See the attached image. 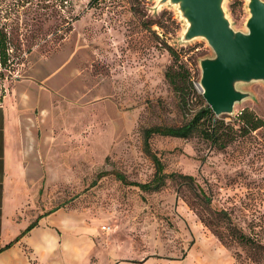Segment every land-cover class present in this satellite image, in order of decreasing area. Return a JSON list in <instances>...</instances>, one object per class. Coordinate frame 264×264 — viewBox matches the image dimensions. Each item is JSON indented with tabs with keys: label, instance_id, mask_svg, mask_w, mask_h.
<instances>
[{
	"label": "rangeland",
	"instance_id": "374dc122",
	"mask_svg": "<svg viewBox=\"0 0 264 264\" xmlns=\"http://www.w3.org/2000/svg\"><path fill=\"white\" fill-rule=\"evenodd\" d=\"M246 4L224 1L236 29H246ZM184 28L177 6L157 0H0V97L73 54L46 82L53 105L38 103L27 137L50 161L30 214L52 210L56 264H264V122L242 132L235 116L249 109L264 120L262 81L242 85L253 95L233 114L214 113L233 126L224 147L198 134L151 135L165 171L192 180L176 175L143 190L114 173L150 179L143 128L181 124L208 104L195 83L176 92L164 74L174 60L168 45L197 77L198 58L212 54L202 37L181 41Z\"/></svg>",
	"mask_w": 264,
	"mask_h": 264
},
{
	"label": "crops",
	"instance_id": "0c3cea01",
	"mask_svg": "<svg viewBox=\"0 0 264 264\" xmlns=\"http://www.w3.org/2000/svg\"><path fill=\"white\" fill-rule=\"evenodd\" d=\"M72 55L67 53L39 78L16 79L0 97V264L57 262L58 236L52 210L45 208L34 216L30 214L44 164L50 161L32 151L35 142L27 137L38 103L43 109L53 105L54 99L48 96L52 90L46 82H51L53 75H59L57 72L62 67L71 64ZM33 221L36 222L26 228ZM68 245L65 242L67 253L73 250V244ZM74 246L78 251L83 250L81 241Z\"/></svg>",
	"mask_w": 264,
	"mask_h": 264
},
{
	"label": "water",
	"instance_id": "95a60500",
	"mask_svg": "<svg viewBox=\"0 0 264 264\" xmlns=\"http://www.w3.org/2000/svg\"><path fill=\"white\" fill-rule=\"evenodd\" d=\"M224 1L157 0L177 6L185 21L181 41L202 37L211 47L198 58L197 84L215 114H233L235 103L253 95L243 84H264V0H247L246 29L233 27Z\"/></svg>",
	"mask_w": 264,
	"mask_h": 264
},
{
	"label": "trees",
	"instance_id": "16d2710c",
	"mask_svg": "<svg viewBox=\"0 0 264 264\" xmlns=\"http://www.w3.org/2000/svg\"><path fill=\"white\" fill-rule=\"evenodd\" d=\"M57 2L58 1H54V3H52V6L56 9L57 7H61V3ZM90 2H93V0H90ZM0 32V47L4 49L3 47H6L5 33L4 31ZM167 47L170 53L173 55L174 60L166 67L164 74L175 91L181 92V89H183V86L181 85L182 82L188 80L190 83L192 82L194 84L198 77L194 73H191L188 67H184L182 63L178 62V54L176 53L175 49L172 48V46L168 45ZM179 96L181 99H183L184 94L181 93ZM236 114L238 119V129L242 132L255 129L256 127L261 126L264 122L262 117L256 115L249 109L242 110L239 115L238 113H235V116ZM226 127L233 129V126L229 125V123L226 124L223 119L216 118L214 111L208 104H205L197 109L188 120L181 124H153L146 126L143 128V149L150 156L154 163L155 169L152 177L146 181L128 180L120 170L115 169L114 173L123 182L137 185L143 190H157L165 184L166 178L176 175L183 177V182L187 183L194 178L192 174L165 171L162 159L157 154V152L152 149L150 143L151 135L154 133H159L180 137H190L192 135L198 134L218 147H224L227 142L234 138L229 130H224ZM204 196L206 197V195ZM41 215L42 214H40L39 217ZM35 222L36 221L31 222L26 228L31 227ZM238 236L243 238L244 234L240 233Z\"/></svg>",
	"mask_w": 264,
	"mask_h": 264
},
{
	"label": "built area",
	"instance_id": "2783aa9c",
	"mask_svg": "<svg viewBox=\"0 0 264 264\" xmlns=\"http://www.w3.org/2000/svg\"><path fill=\"white\" fill-rule=\"evenodd\" d=\"M197 81H198V79H197ZM197 81H195V85L198 86ZM102 227H103V228H108L106 225H103Z\"/></svg>",
	"mask_w": 264,
	"mask_h": 264
}]
</instances>
